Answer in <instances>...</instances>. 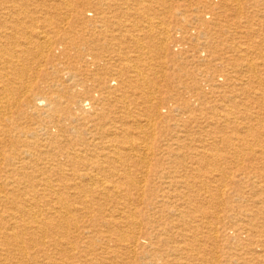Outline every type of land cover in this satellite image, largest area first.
Segmentation results:
<instances>
[{
    "label": "bare ground",
    "instance_id": "bare-ground-1",
    "mask_svg": "<svg viewBox=\"0 0 264 264\" xmlns=\"http://www.w3.org/2000/svg\"><path fill=\"white\" fill-rule=\"evenodd\" d=\"M0 264H264V0H0Z\"/></svg>",
    "mask_w": 264,
    "mask_h": 264
},
{
    "label": "rangeland",
    "instance_id": "rangeland-1",
    "mask_svg": "<svg viewBox=\"0 0 264 264\" xmlns=\"http://www.w3.org/2000/svg\"><path fill=\"white\" fill-rule=\"evenodd\" d=\"M186 23H189V22H186ZM175 39H176V41H178V43H177L178 47H175V52L177 54H179L178 55L179 61L184 62L187 65L186 66L187 70L192 69V74L186 79V83L191 84L193 79L195 81L202 83L205 75L208 73V70L204 66L198 67V64L195 62L196 57H194L195 55H193L192 52L189 50V45H191V41L185 40V39L183 40V38H181V37H177ZM198 42L201 43L202 40L199 39ZM199 58L205 59L204 61L202 60V62H205V61L208 62L209 59L211 61V58L208 57L207 54H205V53L199 54ZM217 79L219 81H221L222 78L217 77ZM70 82L72 83V81H68L66 83H70ZM203 88H206V86H204Z\"/></svg>",
    "mask_w": 264,
    "mask_h": 264
}]
</instances>
